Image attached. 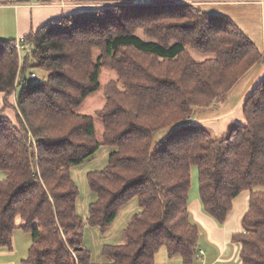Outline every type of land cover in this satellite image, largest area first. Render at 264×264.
<instances>
[{
    "label": "trees",
    "instance_id": "trees-1",
    "mask_svg": "<svg viewBox=\"0 0 264 264\" xmlns=\"http://www.w3.org/2000/svg\"><path fill=\"white\" fill-rule=\"evenodd\" d=\"M23 37L29 51L21 60L14 39L0 40L1 248L12 250L20 227L31 236L24 264H91L70 168L106 144L114 147L107 164L86 175L95 199L85 222L105 231L128 199L140 206L123 241L103 245L107 264H154L162 246L193 264L200 237L188 210L193 166L202 209L219 224L249 192L245 230L232 240L240 264H264V74L244 100L245 123L227 136L216 139L188 120L264 61L231 19L192 4L115 3L63 13ZM36 68L45 79L29 78L14 105L18 70L23 78ZM104 68L115 78L104 86L103 106L78 112Z\"/></svg>",
    "mask_w": 264,
    "mask_h": 264
},
{
    "label": "crops",
    "instance_id": "crops-1",
    "mask_svg": "<svg viewBox=\"0 0 264 264\" xmlns=\"http://www.w3.org/2000/svg\"><path fill=\"white\" fill-rule=\"evenodd\" d=\"M148 1L156 0H0V40H16L18 37L26 35L31 30L40 27L48 20L63 13L84 11L115 3L135 4ZM161 1L192 4L207 13L228 17L248 36L264 57V0ZM263 74L264 61L256 63L248 69L229 91L230 95L237 94V96L235 99L227 98L228 103L236 102L238 109L242 107L246 96L259 82ZM226 96L222 99H225ZM216 101L219 102L220 100ZM230 122H232V119L228 121V123ZM4 176H0V179L4 178ZM248 196L249 192L242 191L234 198L232 209L222 224H219L203 211L198 195L193 198L189 196L188 210L192 221L198 225L200 230L198 252L193 264H240L239 244L232 240V235L245 230L242 219L247 209ZM118 238L120 237L118 236L116 240H119ZM12 240L14 241V239ZM114 242L116 243L109 242L103 245L121 243L119 241ZM84 247L86 248L85 245ZM21 256H23V253L20 251L17 254V246L14 241L12 250H0V264H24L23 260L26 257H22L18 263V259ZM90 261L91 264H107V262L103 263V261L102 263H94L91 260V253ZM154 264L183 263L181 256L177 254L169 256L166 247L162 246L155 253Z\"/></svg>",
    "mask_w": 264,
    "mask_h": 264
},
{
    "label": "rangeland",
    "instance_id": "rangeland-1",
    "mask_svg": "<svg viewBox=\"0 0 264 264\" xmlns=\"http://www.w3.org/2000/svg\"><path fill=\"white\" fill-rule=\"evenodd\" d=\"M28 51L29 50H22L19 56L23 59ZM32 71L35 72L37 79H45L46 72L40 70L39 68H36ZM28 75L29 73L26 76ZM113 78H115V74L112 71L106 68L102 69L100 75V88L96 92L90 94L77 109V111L83 114L93 115L96 110L100 109L105 101L104 86L109 80H112ZM236 96L237 94H234L232 96L228 92L226 98L221 99L219 102L214 101L212 105L208 107L195 108L189 118L190 123L196 126L199 125V127L208 130L216 139H221L227 136L232 127L236 125H243L245 123L242 111L243 106L238 109V106H236V102L228 103L227 98L235 99ZM226 101L228 104L225 103ZM12 103L14 104V100H12ZM7 112L12 118H14V111L11 107ZM230 119H232V122L228 123ZM94 122L96 137L99 141H101L102 122L99 118H95ZM177 125L179 124L174 123L160 129L157 133H155L153 141H158V139H160L163 134H165L171 128L176 127ZM113 149V146L101 144L93 155L88 157L82 163L73 165L70 168L71 177L78 186L79 191L76 198L77 213L84 220L83 246L85 245L86 248L89 249L91 253V260L94 263H102V261L103 263L109 262V259H107L100 253L102 245L109 242L116 243L114 241L122 242L123 227L131 219V217L140 210L137 197L133 196L121 206V208L118 210L116 218L105 231H101L97 226H92L85 222L88 211V204L95 199V193L89 187L87 182V172L104 168L108 161V155ZM4 175L5 173L0 171V176ZM188 193L191 198L198 195V172L195 166L191 168V184ZM16 224L18 226L21 224V220L19 218L16 219ZM13 233V239L17 246V254L20 253V251L21 253H23V256L19 257L18 259L19 263V260L22 257H26V253L28 252L27 247L31 243V236L29 232L23 230L20 227L15 228ZM118 236L120 238H118L119 240H116ZM1 249L9 251L5 248L0 247V250Z\"/></svg>",
    "mask_w": 264,
    "mask_h": 264
},
{
    "label": "built area",
    "instance_id": "built-area-1",
    "mask_svg": "<svg viewBox=\"0 0 264 264\" xmlns=\"http://www.w3.org/2000/svg\"><path fill=\"white\" fill-rule=\"evenodd\" d=\"M14 44H15V47L17 49L18 55L20 54V52L22 50H26L28 48V42L25 40V38L23 36L18 37L15 40ZM19 59L21 60L20 56H19ZM18 73H19V70H18ZM18 73H17V78L15 81L14 90L12 92V98L14 100V104H16L17 96L19 94L21 87L27 82V80L29 78H35L36 77V74L33 71L31 73H29L28 76H25L23 78H21Z\"/></svg>",
    "mask_w": 264,
    "mask_h": 264
}]
</instances>
